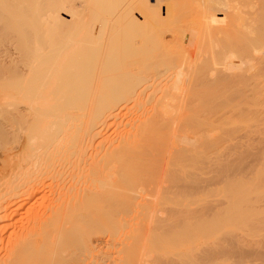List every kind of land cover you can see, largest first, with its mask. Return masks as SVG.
<instances>
[{
  "label": "bare ground",
  "instance_id": "1",
  "mask_svg": "<svg viewBox=\"0 0 264 264\" xmlns=\"http://www.w3.org/2000/svg\"><path fill=\"white\" fill-rule=\"evenodd\" d=\"M150 1L0 0V67L15 79L0 68V81L16 87L0 85L2 107L41 100L27 132L7 117L20 103L0 109L24 135L12 152L0 124V264H218L227 251L233 221L211 224L241 194L219 179L242 158L225 146L264 110V0Z\"/></svg>",
  "mask_w": 264,
  "mask_h": 264
},
{
  "label": "rangeland",
  "instance_id": "2",
  "mask_svg": "<svg viewBox=\"0 0 264 264\" xmlns=\"http://www.w3.org/2000/svg\"><path fill=\"white\" fill-rule=\"evenodd\" d=\"M97 0H95V2H96ZM151 3H155V1L154 0H151L150 1ZM96 4V3H95ZM90 4L89 3H85L84 4V8L85 9H90V6H89ZM64 17H66V16H64ZM143 32V31H142ZM133 34V33H132ZM137 34V33H136ZM169 34V33H168ZM170 35V34H169ZM132 36H134V34L132 35ZM136 36V35H135ZM207 39H206V38ZM203 36V38H205V40H203V38H199V39H201L202 40V42H201V40H200V42L201 43H205L209 38H208V35H206V36ZM1 39H0V42L2 41V36L0 37ZM4 38V37H3ZM217 37H215V39H216ZM220 37H218V39H219ZM221 38H223L222 36H221ZM11 39H13L12 37H11ZM135 39V38H134ZM137 39V38H136ZM188 39V38H187ZM199 39H198V41H199ZM214 38L212 39V40H215ZM189 40V39H188ZM187 40V41H188ZM196 41V42H195ZM197 40H194V44L196 45V43H198V46H199V42H198ZM217 41V40H216ZM222 41V40H221ZM224 41L226 42V39L224 38ZM224 41H222V43H224V46H225V42ZM189 42V41H188ZM188 42H186V44L188 43ZM218 42H220V40H218L217 41V44H218ZM3 42H1V44H2ZM228 43V42H227ZM214 45H216L215 44V42L213 43ZM219 44H221V42L219 43ZM216 45L217 47L218 46H220V45ZM188 45V44H187ZM195 45H192L191 44V46L192 47H196ZM223 45V44H222ZM221 45V51H222V49H223V47L224 46H222ZM228 44H226V46H227ZM1 46H3V44L2 45H0V47ZM200 46H201V44H200ZM200 46H199V48H200ZM202 46H204V45H202ZM225 46V47H226ZM213 48H214V46H212ZM212 47H210V48H208L209 50H210V52L212 51V50H214L215 51V49L217 50V52H220L219 50H220V47H215L214 49H212ZM224 47V48H225ZM5 48V47H4ZM3 48V49H4ZM198 48V47H197ZM202 48V47H201ZM0 49H2V48H0ZM204 50V52L205 51H207L206 53H208V51L209 50ZM212 49V50H211ZM213 51V52H214ZM209 52V53H210ZM3 53V52H2ZM3 56V55H2ZM2 59V58H1ZM1 59H0V61H1ZM1 64H2V62H1ZM261 66V65H260ZM2 67V66H1ZM0 67V68H1ZM257 67H259V65L257 66L256 65V71L257 72H259L260 73V71H261V73H263L264 74V71L262 72V69H263V67L264 66H261L260 68H257ZM245 68H247V69H245V72H246V70H248L247 72H246V75H247V73L248 72H250L251 70H250V68H249V66H247V65H245ZM262 68V69H261ZM1 69H3V68H1ZM0 69V70H1ZM257 69H260V71H258ZM250 70V71H249ZM254 70V71H255ZM264 70V69H263ZM4 71H5V69H3V74H4V76H5V73L7 74L8 73V78H9V76H12V74H9V72L7 71V72H5L4 73ZM254 71L252 70V72H253V74H254ZM244 72V71H243ZM251 72V73H252ZM10 73H12L11 71H10ZM256 73V72H255ZM260 73V74H261ZM0 74H1V72H0ZM244 75H245V73H244ZM248 75H250V73H248ZM3 76V77H4ZM0 77H1V79H2V76L0 75ZM7 77H5V78H7ZM10 78H12V77H10ZM9 78V80L11 81H14L13 79H10ZM5 80V81H4ZM4 80H2V81H0L1 83L3 82V84H1L0 83V85H3V86H6L7 85V88L5 87V88H2V86L0 87V88H2L3 90H5V89H7L8 90V84H9V86H11V88L12 89H15L16 87H12V85H10V81H9V83L8 84H6L5 85V83H6V79H4ZM263 81H264V79H262ZM12 84H14V82H12ZM14 86V85H13ZM16 86V85H15ZM11 88H9L10 90H11V92L9 93V95H8V92L10 91V90H6L7 92V94L6 95H8V97L11 95V97L14 95V97H15V94H14V92H15V90H13V92H12V89ZM3 90H1V91H3ZM0 91V92H1ZM3 92H5V91H3ZM2 92V93H3ZM12 93H13V95H12ZM4 95V94H3ZM3 95H2V97H1V99H0V107H2V104H1V102L2 101H4V100H6L8 97L7 96H5V97H7L6 99H2L3 98ZM48 95V94H47ZM0 96H1V94H0ZM17 96V95H16ZM34 95H32V97H33ZM44 95H42V97H43ZM45 96H46V94H45ZM36 97H38V96H36ZM35 97V98H36ZM47 97V96H46ZM45 97V98H46ZM10 98V97H9ZM34 97H33V101L31 102L32 104L31 105H33V103H34V105H33V108H34V106L36 107V108H38L39 106L38 105H35V103H37L39 100H37V98H36V101L37 102H34L35 99ZM249 98V97H248ZM248 98H245L246 99V101H245V99L243 100V101H241L240 102V99H239V102L241 103H239L238 101H237V105L240 107H242V106H244L245 104L243 103L244 101H245V103L247 102V99ZM11 99H13V98H11ZM32 99V98H31ZM31 99H28L27 98V101H31ZM8 100V99H7ZM6 100V101H7ZM25 100V99H24ZM23 100V101H24ZM249 100V99H248ZM5 101V102H6ZM17 102V105L16 106H19L18 104L20 103V105H21V107L22 108H24V112H25V115H26V112L28 111L27 109H29L30 108V111H33V108H31L32 106L30 105V107H29V102H26L25 101V103L26 104H28V106L25 104V103H23L22 101L20 102V101H17L16 99L14 100L13 99V102H14V104H12V105H15L16 104V102ZM41 101V100H40ZM9 102H10V104H9ZM9 102H7L9 105H11V100H9ZM43 102V101H42ZM45 103V102H44ZM248 103V102H247ZM3 104H5V103H3ZM27 106V107H25V105ZM37 104H39V102L37 103ZM243 104V105H242ZM40 105H41V103H40ZM42 105H44L43 103H42ZM247 105V104H246ZM263 105V104H262ZM262 105H260L259 106V108L262 106ZM4 106V108L6 107V109H8L7 108V104H5V105H3ZM16 106H13V107H11V106H9V109L7 110L8 111V113H9V111H13V110H15V107ZM11 107V108H10ZM20 107V106H19ZM17 107L16 108V111H17V109H20V110H22V108L20 107ZM29 107V108H28ZM40 107H43V106H40ZM3 108V107H2ZM2 108H0L1 110H2V112H4V113H1V114H4V115H6L5 114V112H7V111H5L6 109H2ZM13 108V109H12ZM12 109V110H11ZM25 109H26V111H25ZM35 109V108H34ZM260 109H264V107L262 108H260ZM259 109V110H260ZM39 110V109H38ZM41 110V109H40ZM39 110V111H40ZM16 111H13L14 112V114H16L17 113V115H12L11 114V112L8 114V118H9V116L11 115V116H16V118L18 117V115H20V114H22V115H20V121H21V116L24 118H26V119H24V121H22V122H20L19 121V123H18V125H16L15 123L16 122H18L17 120H16V118L14 119V117H12V120H10V121H12L11 122V124L13 123V120H14V122H15V120H16V122L15 123H13L14 124V126H19L21 123H22V125H24L23 126V128L25 129V131L27 132V126H28V123L29 124H32L31 122L34 120V114L31 112H29L28 111V116H29V114L30 115H32L33 117V120L31 119V117L29 116V121H31V122H29L28 121V118H27V115L25 116L24 115V112H23V110L22 111H18L19 112V114H18V112H16ZM43 111H45V110H43ZM12 112V113H13ZM34 112H35V110H34ZM37 112V111H36ZM257 113H259L260 115L258 116L257 114H253V117H255V115L257 116L256 118H258V120H256V118L254 119V118H252L251 116H247L248 118L249 117H251L253 120H254V122H252V124H253V126L252 125H246V127L247 126H252V127H254L253 129H252V136H250L249 138L247 137V135H245V132L247 133V132H249V130L248 131H244V135H245V137L244 138H242L241 140H239V143H237V145L238 146H234V144H233V147H231L232 146V144H231V146H230V144H227L225 147L228 149V150H226L227 152H225V157L227 156V157H229L231 154H233L235 151L234 150H236L237 151V153H238V155H240L239 157L241 158L238 162L237 161H235V162H233V163H238V164H236V165H234L232 162V164H228L229 165V167L227 168V171H226V173H222V175H220L219 177V179H222L221 177H225L226 175H227V173H228V177L226 176L225 178H224V180L226 179L228 182H229V180H231L229 183H234V187H236V185H237V190H238V187H239V191H240V196H239V198H238V200H237V202H235L236 204H231V206H230V204H227V205H224L223 207H222V209H221V211L224 213L222 216L220 215V218H221V220H216V221H218V222H215V225H214V223H212L211 224V227H212V229H211V227H210V229L209 230H212L210 233H212L213 231L214 232H216V231H218L219 230V228L220 227H222V225L224 224V222L226 221L225 220V216H226V218L227 217H229V219H231V218H233V219H231V220H229L228 219V222L230 223V222H232V223H230L229 224V234H226V236H227V238H226V242H224V246L222 245V243H223V241H222V243H220L219 245L220 246H222L221 248H223V247H226L224 250L227 252H225V254L224 253H222L224 256H222L223 258H225L226 257V259H224L223 260V258H221L220 257V261L218 260V264L222 261V263L223 264H264V110L262 111L261 110V112H259V111H257ZM1 114H0V116H1ZM24 115V116H23ZM263 116V117H262ZM6 116H4V119L6 118V120L7 121H5L4 119L2 120V118L0 119V124H3L2 125V127L4 128V132L2 131V130H0V131H2V133H6L7 131L6 130H8V134L7 135H5V134H2L1 135V133H0V135H1V137H0V142L3 144V142L1 141V140H3V138L6 136H8V139H9V136L10 137H12V135H13V132H14V135L16 134V131L18 132V133H20V129H19V127L17 128V129H19V130H16V131H14V128H13V125H11V124H8V123H6V125L8 126V125H10V126H6V125H4L5 124V122H8L9 121V119H11V118H7ZM19 118H17L18 120H19ZM260 118V119H259ZM31 119V120H30ZM250 119V118H249ZM2 120V121H1ZM28 121V123L26 122V121ZM251 120V119H250ZM253 120H251V121H253ZM5 121V122H4ZM251 121H249V123L251 122ZM3 122V123H2ZM34 122H35V120H34ZM243 122H248V119L246 118V120L245 121H243ZM258 122V123H257ZM23 123H27V125H25V124H23ZM258 125H257V124ZM263 123V124H262ZM243 125V126H245V124H243V123H239V125ZM251 124V123H250ZM260 124H261V126H260ZM21 125V126H22ZM257 126L259 129H260V131H259V129L256 127L255 128V126ZM4 126H6V127H4ZM11 126H12V128H11ZM30 126V125H29ZM34 126V125H33ZM263 126V127H262ZM1 127V126H0ZM15 127V128H16ZM31 127V126H30ZM30 127H29V129H30ZM2 128V129H3ZM9 128H11V130L9 131ZM31 128H33V127H31ZM1 129V128H0ZM6 129V130H5ZM22 129V128H21ZM27 129V130H26ZM241 130V129H240ZM243 130H246V129H242L241 130V134H242V132H243ZM263 130V131H262ZM24 130L22 131V132H24V133H26ZM250 131H251V129H250ZM10 132H12L11 134H10ZM257 132V133H256ZM251 133V132H250ZM23 133H21L20 134V136H22L23 138L20 140V136H19V142L18 141H16V140H18V137L16 138L14 135V138H16V140H14V138L12 137L11 139V141L12 142H14V141H16V142H18L17 144L14 142L13 144H12V142H11V145L10 144H8V147H5V146H7V144L5 143V141L6 140H8V139H6V138H4V143H5V148H7V149H9V148H11L12 147V145H14V146H16V147H12L11 149H13V148H15V149H13V151L12 152H17L18 150H19V148H20V146H21V144H23V139H24V135H22ZM248 134V133H247ZM262 134V135H261ZM5 135V136H4ZM243 135V136H244ZM257 135V136H256ZM4 136V137H3ZM248 136H249V134H248ZM256 136V137H255ZM263 136V137H262ZM253 138V139H252ZM257 138V139H256ZM259 138H261V139H259ZM10 140V139H9ZM8 140V141H9ZM14 140V141H13ZM259 140H261V142L259 141ZM8 141H6V142H8ZM251 141V142H250ZM244 142V143H243ZM246 142V143H245ZM256 142V143H255ZM0 143V144H1ZM2 144L0 145V148H1V146H2ZM18 144H19V146H18ZM249 144V145H248ZM253 144V145H252ZM244 145V146H243ZM18 147V148H17ZM258 147V148H257ZM261 149H260V148ZM5 148H2L3 149V152H2V149H1V151H0V158L3 160H1L0 159V168L1 169H5L6 168V163H7V161L9 160L8 159V156H7V154L5 153ZM236 148V149H235ZM11 149H10V151H11ZM239 149V150H238ZM246 149V150H245ZM233 150V151H232ZM241 150V151H240ZM256 151V152H255ZM229 152H231L230 154H229ZM248 152V153H247ZM259 152V153H258ZM5 153V154H4ZM228 155H227V154ZM242 153V154H241ZM252 155V156H251ZM246 156V157H245ZM253 157H254V159H253ZM7 158V159H6ZM248 158V159H247ZM251 158V159H250ZM247 159V160H246ZM243 160V161H242ZM241 161V162H240ZM249 161V162H248ZM2 162V163H1ZM5 162V163H4ZM245 162V163H244ZM256 163V164H255ZM5 164V165H4ZM232 165V166H231ZM238 165V166H237ZM5 166V167H4ZM237 166V167H236ZM252 166V167H251ZM240 167V168H239ZM231 168V169H230ZM1 169H0V171H1ZM235 169V170H234ZM245 169V170H244ZM254 169V170H253ZM226 170V169H225ZM232 170H234V171H232ZM240 171L241 172V175H240V172H238V171ZM259 170V171H258ZM237 172H238V174H237ZM245 172V173H244ZM232 173V174H231ZM257 173V174H256ZM261 173V174H260ZM237 174V175H236ZM259 174V175H258ZM246 175H248V176H246ZM255 175H256V177H255ZM231 176V177H230ZM235 176V177H234ZM217 178L218 177H216V178H214L216 181H217ZM233 178V179H232ZM255 178V179H254ZM257 178V179H256ZM213 178H211V180L210 181H213L214 180ZM218 179V180H219ZM229 179V180H228ZM243 179V180H242ZM249 179V180H248ZM260 179V180H259ZM215 180L212 182V183H214L215 182ZM210 181H209V184H211L210 183ZM235 181V182H234ZM237 181V182H236ZM228 183V184H229ZM255 183V184H254ZM245 184H247L246 186H244ZM230 185H232V184H230ZM239 185V186H238ZM229 186V185H228ZM250 186V187H249ZM254 186V187H253ZM261 186V187H260ZM231 187V186H230ZM248 189V190H247ZM249 189H251V190H249ZM259 189H261V190H259ZM243 190V191H242ZM248 192H247V191ZM253 190V192H251ZM256 191V192H255ZM245 192V193H244ZM257 194H259V195H257ZM244 199H243V198ZM251 198V199H250ZM240 199V200H239ZM261 199V200H260ZM242 201H244V202H242ZM248 202V203H247ZM260 202V203H259ZM248 205H247V204ZM259 203V204H258ZM247 206H246V205ZM235 205H237V206H235ZM251 205V206H250ZM254 205H255V207H254ZM228 206V207H227ZM243 206V207H242ZM250 206V207H249ZM238 207V208H237ZM240 207V208H239ZM245 207H247V208H245ZM234 208H236V209H234ZM255 210V212H253ZM208 212H211V210L210 211H208ZM228 212H230L231 213V215H230V213H228ZM226 214V215H225ZM245 214V215H244ZM248 214V215H247ZM252 214V215H251ZM230 215V216H229ZM236 215V216H235ZM239 215H242V216H239ZM255 215V216H254ZM233 216V217H232ZM252 216V217H251ZM238 217V218H237ZM220 218H218V219H220ZM224 218V222H223V219ZM245 218V219H244ZM242 219V220H241ZM235 220V221H234ZM221 221V222H220ZM214 222V221H213ZM240 222H243L242 224L240 223ZM222 223V224H221ZM215 228H214V227ZM220 226V227H219ZM239 226H241V227H239ZM218 227V228H217ZM248 227V228H247ZM259 227V228H258ZM244 228V229H243ZM216 229V230H215ZM232 229V230H231ZM241 229V230H240ZM250 229V230H249ZM230 230H231V232H230ZM252 230V231H251ZM213 232V233H214ZM231 234V235H230ZM249 234V235H248ZM253 234H255V235H257L258 237H256L255 235H253ZM261 234V235H260ZM230 235V236H229ZM226 243V244H225ZM219 245H217L218 247H220ZM231 245V246H230ZM234 246V247H233ZM217 247V248H218ZM220 248V249H221ZM229 249V251H228V249ZM219 249V248H218ZM220 249H219V252L221 253V251H220ZM224 250H223V252H224ZM234 250V251H233ZM220 255V254H219ZM219 255H218V257H219ZM221 256V255H220ZM228 259V260H227ZM225 260L227 261V262H225ZM243 260V261H242ZM224 261V262H223ZM238 261V262H237ZM221 263V264H222ZM214 264H217V263H215L214 262Z\"/></svg>",
  "mask_w": 264,
  "mask_h": 264
}]
</instances>
